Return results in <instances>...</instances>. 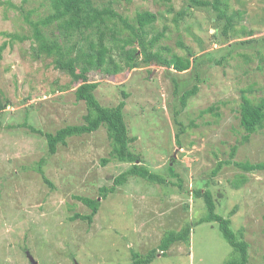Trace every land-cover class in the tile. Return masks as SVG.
Wrapping results in <instances>:
<instances>
[{"label": "rangeland", "instance_id": "374dc122", "mask_svg": "<svg viewBox=\"0 0 264 264\" xmlns=\"http://www.w3.org/2000/svg\"><path fill=\"white\" fill-rule=\"evenodd\" d=\"M227 1L229 13L241 11L228 38L223 34L226 20H218L216 10L191 6L189 0H93L95 7L110 6L131 24L138 12L156 13L149 37L167 29L154 51L160 49L172 61L176 56L192 60L184 72L140 63L107 75L76 57L78 71L99 83L95 94L101 104L115 106L123 91L129 94L124 113L130 136L137 137L132 149L167 179L159 184L133 176L102 199V187L112 186L130 167L113 160L103 165L111 150L105 127L68 138L52 155L46 137L32 130L56 132L82 124L87 113L85 102L75 97L79 83L56 69L52 58L35 54L25 15L44 18L53 12L50 1L0 0V48L7 43L0 51V98L10 103L0 111V264H31L28 252L36 264H128L132 251L156 248L165 231L179 230L205 214L203 199L193 198L191 190L207 180L218 213L227 217L235 209L231 227L242 229L249 244L247 264L264 262V171L244 172L231 164L211 176L235 144L236 161H264V128L242 144L247 132L239 113L243 90L254 101L264 97V0ZM44 29L58 32L56 23ZM128 34L124 30L120 36ZM86 42L81 33L71 36L74 56L88 50ZM113 54L120 61L118 51ZM194 84L198 92L182 107L181 94ZM210 107L213 112H204ZM40 162L51 184L38 171ZM168 165L179 177L170 174ZM235 179L245 182L234 188ZM80 196L101 201L92 224L71 220L91 211ZM232 255L218 224L203 222L193 224L189 243L172 245L151 264H224Z\"/></svg>", "mask_w": 264, "mask_h": 264}, {"label": "trees", "instance_id": "16d2710c", "mask_svg": "<svg viewBox=\"0 0 264 264\" xmlns=\"http://www.w3.org/2000/svg\"><path fill=\"white\" fill-rule=\"evenodd\" d=\"M27 2L28 0H23ZM52 11L44 18L35 21L30 19V15H25V21L32 28V40L36 42L35 54L37 56L45 55L52 58L56 69L62 70L70 75L73 82L79 83L75 89V97L77 101H84L87 113L84 115L82 124L66 125L59 128L56 132H43L34 129L43 134L47 139L49 154H55L60 144L66 145L68 138L72 136H80L90 134L101 127H105L110 140V156L103 158L102 163L106 165L109 161L126 162L130 167L121 172L114 178L113 185L110 187H102L101 198L105 199L110 193L114 192L120 185H124L130 177L137 176L151 183L165 184L166 177L151 171L147 165L142 163L140 155L136 153L131 144L137 140V137L130 136L129 129L125 121L124 109L127 104L126 99L129 94L123 91V99L115 106H104L96 97L95 91L99 86L98 82L91 81L85 71H78L76 66V57L82 59L86 66L90 69L100 70L107 75H113L123 72L127 69H134L140 63H153L166 68H174L178 72H184L191 67V58L176 56L174 60L162 56V51L156 49L158 42L164 37L166 27L163 31L149 37L148 28L157 21L158 15L151 11L138 12L136 15V24H131L127 18L123 17L112 7L108 6L99 9L94 6L93 0H49ZM128 2L132 0H126ZM170 3L172 0H162ZM10 6L21 9L12 2H7ZM1 4V2H0ZM189 4L194 7H212L216 10L218 20L225 19L223 26V34L228 38V32L233 29L234 19L241 15V11L236 10L229 13L231 6L227 0H189ZM181 12L179 15H183ZM260 18V17H259ZM122 25L121 28L117 23ZM52 23L57 24L56 31H47ZM119 28V29H118ZM124 30L129 34L121 37L120 34ZM82 34V39L88 43V50L79 49L76 56L73 55L76 44L70 43L71 36L76 33ZM15 36V35H12ZM7 45L4 43L0 51ZM181 45V44H180ZM168 51V47L163 48ZM118 51L120 61H117L113 52ZM140 54L142 59L140 60ZM199 78V77H198ZM179 84L175 81V92H178ZM199 90L197 84L192 88L185 90L180 97L182 107H186L190 97L194 96ZM240 103V124L247 132L242 136L240 141L242 144L249 140L251 134L264 128V97L258 101H254L243 90ZM9 100L5 97L0 98V111L9 105ZM213 107L205 109L204 112H213ZM184 129V128H183ZM179 134L177 141L179 143ZM238 144L232 146L228 159L218 160L216 166L211 171V176H216L224 166L233 164L244 172L264 171V161L252 163L249 161H236L234 158L238 151ZM43 161V160H42ZM172 161H174L172 159ZM42 162L38 165V171L44 180L51 184L45 177L42 168ZM168 170L172 176L179 177L175 172V167L168 165ZM180 184L182 179L179 178ZM200 182V181H199ZM245 179H235L231 182L234 188H240ZM201 183V182H200ZM194 185L191 190L193 198H202L204 201L205 214L200 217L197 222H187L179 230H167L162 236L160 243L156 248L148 250L146 253L132 251V262L128 264H151L161 253L165 255L170 247L176 243H189L193 224L203 222H216L224 239L233 248V255L227 259L224 264H247L249 244L243 239V235L237 230L235 232L232 227L231 215L234 214L233 209L227 217L219 214L217 211V202L215 196L209 188L210 180H207L204 187ZM85 205L90 208V213L72 216L71 220L82 219L92 224L96 214L98 213L101 201L99 198L79 197ZM264 264V262L259 263Z\"/></svg>", "mask_w": 264, "mask_h": 264}, {"label": "water", "instance_id": "95a60500", "mask_svg": "<svg viewBox=\"0 0 264 264\" xmlns=\"http://www.w3.org/2000/svg\"><path fill=\"white\" fill-rule=\"evenodd\" d=\"M28 256H29V260L31 261V264H36V262H35L33 256H31L30 253H28Z\"/></svg>", "mask_w": 264, "mask_h": 264}, {"label": "clouds", "instance_id": "9594fccd", "mask_svg": "<svg viewBox=\"0 0 264 264\" xmlns=\"http://www.w3.org/2000/svg\"><path fill=\"white\" fill-rule=\"evenodd\" d=\"M29 253V252H28Z\"/></svg>", "mask_w": 264, "mask_h": 264}]
</instances>
